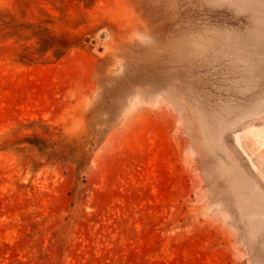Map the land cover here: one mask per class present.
Segmentation results:
<instances>
[{
  "label": "rangeland",
  "instance_id": "374dc122",
  "mask_svg": "<svg viewBox=\"0 0 264 264\" xmlns=\"http://www.w3.org/2000/svg\"><path fill=\"white\" fill-rule=\"evenodd\" d=\"M263 140L264 0H0V264H264Z\"/></svg>",
  "mask_w": 264,
  "mask_h": 264
},
{
  "label": "water",
  "instance_id": "95a60500",
  "mask_svg": "<svg viewBox=\"0 0 264 264\" xmlns=\"http://www.w3.org/2000/svg\"><path fill=\"white\" fill-rule=\"evenodd\" d=\"M101 37L103 38V37H104V35L102 34V35H101ZM98 50H102V47H99V48H98Z\"/></svg>",
  "mask_w": 264,
  "mask_h": 264
},
{
  "label": "bare ground",
  "instance_id": "6f19581e",
  "mask_svg": "<svg viewBox=\"0 0 264 264\" xmlns=\"http://www.w3.org/2000/svg\"><path fill=\"white\" fill-rule=\"evenodd\" d=\"M264 141V140H263ZM264 143V142H263ZM264 146V145H263Z\"/></svg>",
  "mask_w": 264,
  "mask_h": 264
}]
</instances>
